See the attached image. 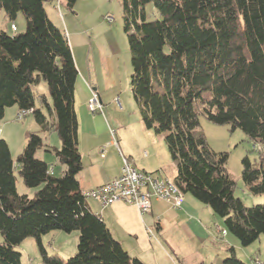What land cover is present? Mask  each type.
I'll return each instance as SVG.
<instances>
[{"label":"trees","instance_id":"16d2710c","mask_svg":"<svg viewBox=\"0 0 264 264\" xmlns=\"http://www.w3.org/2000/svg\"><path fill=\"white\" fill-rule=\"evenodd\" d=\"M53 0H0L13 21L22 12L23 33L0 31V123L6 109L31 110L40 132L56 131L61 148L39 132H27L18 155L19 173L34 197L17 188L15 161L0 138V264H23L17 250L34 237L46 264H145L132 256L105 220L89 206L77 178L83 169L76 112L80 76L67 34L49 17ZM76 0H70L73 7ZM131 51V87L144 126L163 135L177 173L173 180L224 219L226 231L244 247L264 235V203L247 206L228 172L229 154L209 144L200 123L241 129L264 144V0H121ZM152 5L153 18L147 12ZM45 81L52 115L37 105L34 86ZM53 152L65 166L55 176L38 157ZM243 181L251 195H264V157L243 160ZM79 232L74 256L49 255L42 237ZM225 264H247L234 247Z\"/></svg>","mask_w":264,"mask_h":264},{"label":"rangeland","instance_id":"374dc122","mask_svg":"<svg viewBox=\"0 0 264 264\" xmlns=\"http://www.w3.org/2000/svg\"><path fill=\"white\" fill-rule=\"evenodd\" d=\"M69 2L70 0H53L45 6L51 20L67 34L75 61L78 59L81 71L87 78L88 82H83L82 76L77 80L75 94L78 105L87 99L92 88H97L106 106L104 112L98 111L95 114H105L114 129L120 128L119 123L131 124L128 127L132 130L131 136L136 135L139 131L138 124L143 122L131 87L134 69L121 0H76L73 7ZM147 12L153 18L152 5L147 6ZM13 22L17 26V33L26 31L27 21L22 12H18L13 21L0 9V31L13 35ZM43 93L51 100L45 81L34 86V94L37 105L51 119L46 103L40 99ZM15 107L17 111L18 107ZM200 123L210 146L217 152L229 154L227 168L236 182V195L247 206L264 203V195H251L242 177L243 160L248 157L253 164H259L264 157V144L255 143L239 128L233 129L229 124H215L205 116H200ZM133 126H136V130L130 129ZM27 132H39L43 137L48 134L40 132L33 114L18 119L14 109L7 111L0 123V138L6 139L10 146L15 161L18 191L34 197L41 187L29 188L25 185L17 162L18 155L26 146ZM144 132L151 143L150 147L146 146L142 151H148L150 156L141 159V162L158 169L163 168L168 177H174L177 166L171 158L164 136L157 135L153 130L145 129ZM113 133L116 132L113 130ZM55 136L59 137L57 132ZM83 137L87 142V136ZM118 162L117 155L111 157V164L116 165ZM161 173L164 174L162 171ZM186 198L195 197L186 193ZM199 204V213L193 216L194 219L180 222L167 216L165 230L158 236L166 252L160 244L158 248L155 247L159 252L158 264H225L224 259L230 255V247H234L237 257L247 264H256L257 259L264 263V235L244 247L235 235L229 231L224 233L226 227L222 217L214 214L210 207L200 201ZM0 240H3L1 232ZM42 241L49 255L57 254L67 258L78 251L79 232L57 230L44 235ZM17 250L22 253L23 264H46L34 237L24 240L17 246Z\"/></svg>","mask_w":264,"mask_h":264},{"label":"crops","instance_id":"0c3cea01","mask_svg":"<svg viewBox=\"0 0 264 264\" xmlns=\"http://www.w3.org/2000/svg\"><path fill=\"white\" fill-rule=\"evenodd\" d=\"M60 2L62 3V1ZM76 65L79 69L80 76H82V81L88 82L85 74L81 71V65L78 59H76ZM80 76L78 79H80ZM92 90L88 92L87 99L82 100L79 105L77 99L75 102L80 131L79 148L83 160V169L77 175L81 189L83 191H89L118 176L123 166L122 154L131 158L134 165L143 171L150 173H161L162 171L165 174V169H158V167H152L141 162V159L150 156L148 151H142L151 143L146 138L148 136H146L144 130L149 129L144 126V123L138 124L139 131L136 135L134 134L132 136V130L128 129L131 124L119 123L120 128L114 129L105 114L101 116L91 111L89 100L94 93L98 95L100 102L103 104V112L106 106L97 88L94 87ZM46 98L48 99L47 96ZM49 103H51L50 100ZM15 108V106L8 108L5 114H7V111L14 109L17 115L19 108L17 111ZM135 127L133 126L130 129L136 130ZM113 130L116 133H113ZM2 132L4 133V131ZM55 133L56 131L49 132L44 137L45 141L50 146L61 148V139L55 136ZM83 135L87 136V142L84 141ZM153 154L155 155V153ZM37 155L49 164L50 170L55 176H61L63 174L65 166L60 163L53 152L43 148L38 151ZM114 155L119 157V162L116 165L111 164V157ZM175 176L171 177V179L175 178ZM180 200L185 202L184 208L177 210L172 208L166 201L154 199L152 212L143 214L133 204L116 202L103 208L99 201L92 198L87 199L90 208L102 216L113 235L120 241L123 247L132 256L140 258L145 264H158L159 252L155 247L158 248L159 244L162 250L166 252V248L158 236L165 230L167 216L175 220H180L181 222L194 219L193 216L199 213L200 204L198 199L186 198V195L181 194ZM150 229H152L153 233H150Z\"/></svg>","mask_w":264,"mask_h":264},{"label":"built area","instance_id":"2783aa9c","mask_svg":"<svg viewBox=\"0 0 264 264\" xmlns=\"http://www.w3.org/2000/svg\"><path fill=\"white\" fill-rule=\"evenodd\" d=\"M89 105L93 113L103 109V104L96 93L90 98ZM31 113V110H21L17 113V118L22 119ZM122 157L121 173L91 189L93 199L99 201L103 208L116 202H125L136 205L143 214H146L152 212L154 199L166 201L177 210L184 208L185 202L178 200L176 193L171 191L167 175L143 171L134 165L131 158L123 154ZM149 231L153 233L152 229ZM259 264L264 263L259 261Z\"/></svg>","mask_w":264,"mask_h":264},{"label":"bare ground","instance_id":"6f19581e","mask_svg":"<svg viewBox=\"0 0 264 264\" xmlns=\"http://www.w3.org/2000/svg\"><path fill=\"white\" fill-rule=\"evenodd\" d=\"M11 28H12V30L14 31V32H17V26H16V24H15V22H13L12 23V25H11ZM15 28V29H14ZM158 174H161V173H158ZM169 178V177H168ZM169 180H170V189H171V191L172 192H174V193H176V197L178 198V200H180V198H181V192H180V190H179V188L174 184V182H173V180L171 179V178H169ZM85 196H86V198L88 199V198H92L93 199V196H92V193H91V190H89V191H85ZM225 232H226V230H225ZM259 259H257L256 260V264H259Z\"/></svg>","mask_w":264,"mask_h":264}]
</instances>
